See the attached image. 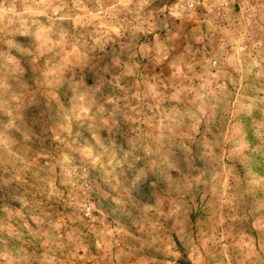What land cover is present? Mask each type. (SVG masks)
<instances>
[{
  "label": "rangeland",
  "instance_id": "rangeland-1",
  "mask_svg": "<svg viewBox=\"0 0 264 264\" xmlns=\"http://www.w3.org/2000/svg\"><path fill=\"white\" fill-rule=\"evenodd\" d=\"M0 0V264H264V0Z\"/></svg>",
  "mask_w": 264,
  "mask_h": 264
},
{
  "label": "built area",
  "instance_id": "built-area-1",
  "mask_svg": "<svg viewBox=\"0 0 264 264\" xmlns=\"http://www.w3.org/2000/svg\"><path fill=\"white\" fill-rule=\"evenodd\" d=\"M231 0H206L205 2L211 8V10L216 14V16H222L227 11ZM201 0H186L182 4L181 11L187 12L195 8L196 5L200 4Z\"/></svg>",
  "mask_w": 264,
  "mask_h": 264
}]
</instances>
